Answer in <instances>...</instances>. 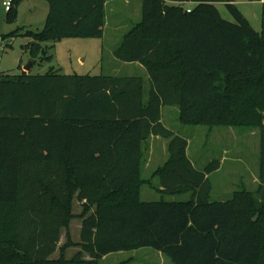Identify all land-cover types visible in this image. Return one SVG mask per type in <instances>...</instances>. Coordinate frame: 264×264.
<instances>
[{"label": "trees", "instance_id": "obj_1", "mask_svg": "<svg viewBox=\"0 0 264 264\" xmlns=\"http://www.w3.org/2000/svg\"><path fill=\"white\" fill-rule=\"evenodd\" d=\"M21 1L12 0L7 22ZM46 1L41 30L4 36L29 38L22 47L33 63L51 58L46 42L104 36L108 0ZM141 1V20L113 53L147 69L148 91L140 76L0 71V264H101L143 247L173 264H264V31L234 0ZM164 106H177L184 125L258 129L257 189L212 200L221 162L195 167L188 139L163 124ZM151 136L169 139V158L144 179ZM156 177L163 195L190 198L143 201L142 186ZM75 198L82 250L66 257L75 242L68 234L59 243Z\"/></svg>", "mask_w": 264, "mask_h": 264}, {"label": "rangeland", "instance_id": "obj_2", "mask_svg": "<svg viewBox=\"0 0 264 264\" xmlns=\"http://www.w3.org/2000/svg\"><path fill=\"white\" fill-rule=\"evenodd\" d=\"M122 8L115 11L110 6L106 8L105 35L96 37H66L58 41L46 42L52 46L49 50L51 58L38 60L34 63L31 74H45L51 67L65 74H108L140 76L145 80V89L151 86L149 73L145 67L131 64L117 59L114 49L119 45L122 37L129 29L142 18V1L130 0V7L123 5L125 0H115ZM177 4V0H167ZM244 1V0H243ZM188 6V4H184ZM218 9L222 16L232 20L233 17L224 3H219ZM46 0H22L18 5L17 19L12 23H4L5 28L23 31H39L43 28L48 13ZM247 15L252 26L258 31H264V0H245L240 9ZM7 12V11H6ZM120 24V26H119ZM22 32V31H21ZM14 46L6 47L4 64L10 62L12 55L17 54L22 58V68L27 67L32 60L24 51L22 43L29 41L26 36L15 37ZM7 73H20L16 65L12 64ZM5 69V68H4ZM3 70V68H2ZM162 122L176 134L186 137L189 141L188 156L195 167L203 169L213 160H219L221 167L211 175L213 182L212 200H225L231 194L243 188L256 190L259 182L260 163V134L258 129L244 127L215 126L209 131L204 125H184L179 121L177 106H164L162 108ZM169 139L161 136H151L144 144V161L142 162L141 175L144 179L152 177L153 172L162 166L169 158ZM159 179L153 178L152 187L144 184L141 188L143 201H159L162 198L170 201H184L190 198V193L163 195L158 191ZM83 211L82 201L77 198L73 201L74 218L69 229H62L59 247L67 242V235L75 242L66 251V257H72L81 251V227ZM93 211V210H92ZM91 211V212H92ZM86 257L88 254L83 252ZM59 249L52 257H59ZM101 264H173V262L158 251L150 247H143L130 251L113 252L106 255Z\"/></svg>", "mask_w": 264, "mask_h": 264}, {"label": "crops", "instance_id": "obj_3", "mask_svg": "<svg viewBox=\"0 0 264 264\" xmlns=\"http://www.w3.org/2000/svg\"><path fill=\"white\" fill-rule=\"evenodd\" d=\"M3 1L4 0H0V71H3V72L8 71L11 68V66H13L12 64H14L20 70H22V71L24 70V71L29 73V72H31V70H32V68L34 66V63L32 62L27 67L22 68V66L20 65V64H22V62H21L22 58H21V56H18L17 54H14V56L12 55V58H11L10 62L4 64L5 49H6V47H11L12 48L14 46V42L16 41V39H15V37H8V38L4 37L6 34L12 32L15 29H11V27L7 29V28L4 27V23H9V22H7V20H6L7 12L5 10V6H4ZM167 2H169V1H167ZM172 2H174V1H172ZM172 2H170V3L174 4ZM234 3L239 7V9H241L242 5H244V3H245V0L244 1L243 0H234ZM131 4H132V1H130V0H125V2L123 3V5L126 6V7H130ZM184 4H188V6H186V7L189 8V9L193 8L195 6L194 2H186ZM108 6H110L111 9H114L115 11L117 10V8H122V5L118 4L115 0H108V2L106 3V8ZM245 16L250 21L249 17L247 15H245ZM119 26H120V24H119ZM104 35H105V29H104ZM23 44H25V43H22L21 45H23ZM129 63L134 64V65H138L139 67H144L139 62H129ZM28 67H30V68H28ZM2 68H3V70H2ZM257 182H259V179H257ZM158 253H160V252H158ZM161 254L162 253H160V255Z\"/></svg>", "mask_w": 264, "mask_h": 264}, {"label": "built area", "instance_id": "obj_4", "mask_svg": "<svg viewBox=\"0 0 264 264\" xmlns=\"http://www.w3.org/2000/svg\"><path fill=\"white\" fill-rule=\"evenodd\" d=\"M3 3H4L6 11H8L10 7L12 6V0H4Z\"/></svg>", "mask_w": 264, "mask_h": 264}, {"label": "water", "instance_id": "obj_5", "mask_svg": "<svg viewBox=\"0 0 264 264\" xmlns=\"http://www.w3.org/2000/svg\"><path fill=\"white\" fill-rule=\"evenodd\" d=\"M28 68H30V67H28Z\"/></svg>", "mask_w": 264, "mask_h": 264}]
</instances>
